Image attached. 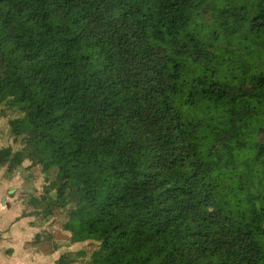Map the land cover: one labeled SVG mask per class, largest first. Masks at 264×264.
Segmentation results:
<instances>
[{
	"label": "trees",
	"instance_id": "16d2710c",
	"mask_svg": "<svg viewBox=\"0 0 264 264\" xmlns=\"http://www.w3.org/2000/svg\"><path fill=\"white\" fill-rule=\"evenodd\" d=\"M0 59V168L84 264H264V0H0Z\"/></svg>",
	"mask_w": 264,
	"mask_h": 264
},
{
	"label": "crops",
	"instance_id": "0c3cea01",
	"mask_svg": "<svg viewBox=\"0 0 264 264\" xmlns=\"http://www.w3.org/2000/svg\"><path fill=\"white\" fill-rule=\"evenodd\" d=\"M27 171L0 168V264H84L89 243L71 245L56 218L36 216L27 204L34 193Z\"/></svg>",
	"mask_w": 264,
	"mask_h": 264
},
{
	"label": "rangeland",
	"instance_id": "374dc122",
	"mask_svg": "<svg viewBox=\"0 0 264 264\" xmlns=\"http://www.w3.org/2000/svg\"><path fill=\"white\" fill-rule=\"evenodd\" d=\"M5 78V68L4 65L0 59V82H2ZM21 147L18 145L15 147V149H20ZM8 168H10L11 170H19L20 167L25 168L27 171V180L26 183L29 184V189L34 192L33 194H36L38 192H42V189L44 188L45 184H46V180L45 177L43 176V173L41 171V166L39 165H31V163L29 161H26L25 163H23L22 165H17V164H11L10 166H6ZM31 168V169H28ZM7 169V168H6ZM36 188H39L40 190H36ZM32 193H29V196ZM50 216V215H49ZM59 224L61 219H57ZM89 255L91 254V252L97 248V245H89ZM88 250V249H87ZM88 255V256H89ZM84 260V259H83ZM85 262V260H84Z\"/></svg>",
	"mask_w": 264,
	"mask_h": 264
}]
</instances>
